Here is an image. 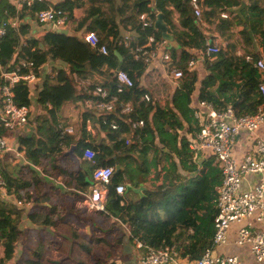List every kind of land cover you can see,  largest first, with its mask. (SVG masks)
I'll use <instances>...</instances> for the list:
<instances>
[{
	"label": "trees",
	"instance_id": "trees-1",
	"mask_svg": "<svg viewBox=\"0 0 264 264\" xmlns=\"http://www.w3.org/2000/svg\"><path fill=\"white\" fill-rule=\"evenodd\" d=\"M243 2L244 0L201 1L203 22L209 28L212 27L211 33H217L221 37L217 42L221 47L220 52L215 60L210 63L205 62L203 76L196 69L188 71L184 64L188 51L202 48L204 41L208 38L195 22L190 0H63L54 5V8L67 15L70 22L75 19L73 11L81 10L82 14L76 20L74 30L78 32L85 28L93 31L100 42L106 45L107 56L100 55L79 40L77 41L80 48L69 45L68 42L74 38V34L63 35L49 31L35 39L26 36L28 35L26 24L12 27L8 23L6 35L0 39V85L2 84L1 73L20 66L21 62L30 64L31 72L37 74L38 68L48 58L70 61L76 59L75 54L81 51L82 55L88 54L87 64L84 65L88 71L77 68L75 73L85 79H89L91 77L89 75H98L101 81L99 84L92 82L86 86V89L94 91L99 88L109 91L112 98L116 99V102L112 103L115 112L120 110L118 107L120 104H128L132 110L121 116L112 112L97 118L88 111L82 114L81 135L85 133L86 121L91 122L93 119L98 130L106 134L107 145L110 143L111 146L84 144L81 152L76 155L80 163L77 170H74V168L63 166L57 160L58 153L67 142V136L62 135L61 121H58L57 116L65 101L77 99V97L73 96L72 86L70 94L63 97L58 93L56 85L46 83L38 98V105L43 111L44 118L36 117V125L31 136L18 140L17 150L26 161L22 165L27 170L25 176L21 175L22 172H18L17 175L9 172L5 168L6 165L0 163V176L8 184V193L19 199L22 193L29 192V188H32V191H39L42 181L33 170V167H39L41 172L59 176L64 187L71 191V195L78 198L84 197L90 192L93 179L92 166L81 159L82 150L85 147L91 148L97 154L96 165L113 168L107 185L105 213L129 229V234L126 235L129 246L133 247L134 240H137L146 248L167 247L189 262L198 260L212 246L213 220L216 210L215 205L212 207L207 204L212 200L213 191L215 193L216 188L221 184V170L215 158L211 155L197 162L195 175L191 178L179 183H174L170 178L165 184L155 187L153 192H146L135 198L130 197L135 182L124 168L125 160L128 159V163H138L137 160L132 161L133 152L141 156L140 153L148 150L143 148L144 145L155 148L157 135L167 131L171 132L175 141L176 139L179 141V148L176 150L178 160L182 163L194 164L193 152L189 149L186 134L195 136L198 131L188 108L190 98L195 92L199 100L212 104L218 112L231 108L235 117L238 118L257 113L258 108L263 104L258 93V84L264 82V71L255 69L252 63L245 60V56H251L254 61L260 58L246 49L242 54L237 53V44L230 30L234 26L240 28L238 34L242 41H246L249 35L257 36L264 48V24L259 19L264 9L250 3L242 10L241 17H238L235 11ZM49 5L48 2L35 3L31 8L16 11L10 1L0 0V23L7 22L8 18L33 19L36 12L45 10ZM244 12L249 13L248 17L243 15ZM223 13L226 18H221ZM141 14L148 15L154 21L156 15L162 14L168 32L174 37L175 42V45L168 49V53L172 63L183 72L180 90L176 92L165 109L150 98L149 101L143 99L145 95H148V90L141 86V78L148 63L143 56L141 57V53L145 50L153 51L156 45L163 41L153 25L147 30H141L138 20ZM125 36L128 38L127 45L117 46V41ZM148 36H153L156 41L151 48H145ZM65 50H68L71 56L62 57ZM78 66L82 67V65ZM118 70L130 76L133 82L131 87L121 86L115 81L114 74ZM14 93L15 102L18 105L30 106V93L26 83L17 84ZM80 97L91 98L92 104L95 105L106 103L109 99L105 97L102 100L100 97L94 98L89 95ZM47 105L51 106L49 110ZM111 121L117 125V131L121 134L134 132L137 138L132 144L126 145L123 137L121 140L115 137L116 130L110 127ZM133 122H142V126L131 130L129 125ZM0 132L3 131L0 130ZM178 132L185 133L178 138ZM78 148L79 146L74 151ZM110 154H112V160H109ZM169 157H171L170 154ZM117 165L122 166V169H116ZM117 185L124 187L121 195L115 193L114 189ZM21 214V210L12 204L0 202V249L2 251L0 264L14 263L15 246L21 236L19 230ZM161 214L164 215L163 218ZM32 221L37 225L49 222L44 216H36ZM70 240L76 248L74 250L80 256L67 258L61 264H91L90 262L115 264L112 253L118 251L122 254L120 241L110 243L102 236L92 238L89 242ZM53 244L57 243L46 241L40 244L22 263L49 264L43 250L52 249ZM96 247L104 250L102 258L93 255ZM141 253L145 255L146 250L142 248Z\"/></svg>",
	"mask_w": 264,
	"mask_h": 264
},
{
	"label": "built area",
	"instance_id": "built-area-1",
	"mask_svg": "<svg viewBox=\"0 0 264 264\" xmlns=\"http://www.w3.org/2000/svg\"><path fill=\"white\" fill-rule=\"evenodd\" d=\"M9 1L14 5L16 11H20L23 8H31L35 3L48 2L50 4L48 8L35 13L36 23L49 27V31H53V27H55L58 31H66V34L71 27L72 22L68 20L66 14L54 8L53 0ZM201 1L190 0V4L193 7L195 22L203 30L206 24L201 16ZM221 18H226V15L221 14ZM138 20L141 30H147L154 24V20L146 14H141ZM8 23H0V39L6 35ZM9 25L16 27L15 24L9 23ZM76 33H78L80 41L90 49L102 56L108 55L106 45L100 42L93 31L83 28ZM127 42L128 38L125 36L119 39L116 45L126 46ZM155 42L153 36H148L145 48H151ZM160 44L162 43L156 45L151 52L147 50L142 52L141 57L145 58L148 65L153 61L160 62L164 76L172 86V93H175L180 90V79L183 77V72L176 64L172 63L168 52H160ZM220 48L217 42L206 39L202 48L188 51V56L184 63L186 69L192 71L206 61L212 62L220 52ZM138 51H141V49H138ZM158 57L159 60H156ZM245 60L252 63L253 67L258 71H264V61L262 59L254 61L248 55L245 56ZM29 67L30 64L21 62L20 66L14 67L9 72L1 73L0 130L3 132H0V160L4 156H9L10 158H17L21 159L22 162H26L17 148L11 146L9 135L22 130L29 122L30 108L18 105L15 102L14 93V88L17 84L22 82L29 84L35 80V75ZM114 79L119 85L124 87H131L133 84L130 76L122 70L115 72ZM258 93L263 100V104L258 108L257 113L239 118L235 117L231 108L218 112L212 104L199 100L197 93H193L189 109L198 131L195 136L186 134L189 149L193 152V157H197L198 153L207 156L212 155L221 170V184L215 190L216 213L213 220L212 246L198 260L189 262L186 259H182L171 248L150 249L143 246L141 242L134 240V250L141 251L142 248L146 250V254H142L139 257V264H243L240 256L236 253L230 255L216 253L218 248L231 245L236 248H247L249 255L256 263L264 262V182H259L247 188L243 185L245 176L248 174L264 173V140L257 139L254 140V143L252 141V150L242 158H237L234 155V147L240 131L255 132L264 124V82L258 84ZM99 97L102 100L104 99L102 95ZM143 99L149 101V96L145 95ZM113 102H116L115 98H113ZM96 105L101 110H113V106H110L111 102L109 104L103 102ZM118 107L121 115L132 112L128 104H120ZM141 126L142 122H133L129 125L131 130ZM60 127L63 129L62 134H73L74 129L71 125L61 121ZM110 127L116 130L115 137L118 140H121L122 137L124 138L126 145L132 144L137 138L132 131L121 134V132L117 131V125L112 121L110 122ZM96 156V152L91 148L85 147L82 150V159L92 166L93 179V185L90 192L85 195L83 204L84 209L88 212L105 213L104 206L108 194L107 185L112 176L113 168L96 165ZM114 190L117 195H121L124 192V187L117 185ZM0 202L12 203L22 208L30 206V202L17 200L12 194L8 193V184L1 176ZM232 228H235L236 237L230 242L228 235ZM125 230L128 235L129 229L125 227Z\"/></svg>",
	"mask_w": 264,
	"mask_h": 264
},
{
	"label": "crops",
	"instance_id": "crops-1",
	"mask_svg": "<svg viewBox=\"0 0 264 264\" xmlns=\"http://www.w3.org/2000/svg\"><path fill=\"white\" fill-rule=\"evenodd\" d=\"M9 1V0H8ZM54 1V0H53ZM60 1V0H59ZM252 1V2H251ZM250 3L256 4L260 8L264 9V0H244L243 7L240 11L238 17H241L242 10L248 6ZM74 21L71 24L69 31L67 32L68 35L71 34H78L74 30L75 28V21L81 16V10H74ZM224 14V13H223ZM248 12H244L243 15L248 17ZM260 21L264 24V12L260 15ZM7 22L11 24H15L18 26L19 24H26L28 37H32L35 39L40 38L45 33L49 31V27L41 26L36 23L35 18H24L21 20L8 18ZM154 26V24H153ZM264 28V25H263ZM212 27L206 25L203 29V32L208 36L207 39L211 41L218 42L221 39L220 35L217 33H211ZM240 28L232 27L230 30L231 34H233V40L237 44V53L242 54L243 50H250L251 53L258 55L260 59L264 61V48L260 43V39L257 36H250L246 41H242L241 37L239 36ZM213 38V39H212ZM215 38V39H214ZM80 41V39H79ZM163 41V40H162ZM166 43L163 41L160 44V52H168V49L173 44L165 45ZM193 50V49H191ZM190 51V50H189ZM81 51L75 54L76 59L73 60H52L47 59L44 64H42L35 75V80L28 85L29 88V98H30V118L28 124L20 131L9 135L11 146L18 149V140L20 138H26L31 136L34 130V123L36 121V117H42L43 111H41V107L38 105V98L40 94L43 92L45 88V84H52L57 86V91L63 97L70 94V87H73V96L77 97V99L65 101L61 110L57 116L58 121H62L71 125L74 129V133L72 136L65 135L64 140L66 139L67 142L64 143V147L60 150V153L57 155L58 162L64 161L67 167H72L74 170H77L79 166V161L76 157L78 153L81 152V147L84 144L89 145H101V146H111L109 143L107 145V138L106 134L98 130L97 126L94 124L95 120L86 121L85 124V133L83 136L80 132L81 126V117L82 114L86 111H95L99 112L100 114H118L121 116L119 111L114 110H101L92 104L91 98H81V95H89L94 98L103 96L104 98L107 97L108 103L111 101V107L113 102L112 94L109 91L101 90L97 88L94 91L86 89V86L92 84H99L101 81L99 80V76H92L89 79L81 78L80 75L76 74L75 71L77 68L81 71H88V68L84 65L87 64L88 54L82 55ZM160 57V55H158ZM158 59L156 60H159ZM215 60V59H213ZM205 64V63H204ZM201 64L198 65L196 70L201 73V76L205 74V65ZM82 65V67L78 66ZM157 69L161 70V64L159 61H153L150 65L147 66L146 71L144 72L141 78V86L145 89L146 87L150 88V93L148 92L149 98L156 102L158 106L161 105L158 103L157 99L155 98L156 91L152 85H150L147 81V74L149 73V69ZM159 80L161 81L160 84H157L156 89L158 90L161 88L162 84L169 86L171 89L170 100L172 99V86L169 80L160 75ZM153 81V79H151ZM157 83V82H156ZM99 86V85H98ZM148 90V89H147ZM177 93L179 91H176ZM175 92V95H176ZM111 95V96H110ZM174 95V96H175ZM80 97V98H78ZM193 98V97H192ZM191 99V98H190ZM170 103V101H169ZM165 104L163 109L167 108L169 105ZM190 103L188 104V108H190ZM115 107V106H114ZM47 108H51L50 105H47ZM44 118V117H42ZM89 119V117L86 116ZM36 125V123H35ZM63 130V129H62ZM183 132L179 133V137H181ZM160 135V136H159ZM158 138L155 139V148H150L144 145V149H148L146 152L137 154L133 152L132 154V161L137 160V162L141 161V166L138 163H128V159L125 160V169L128 171V176L135 182V187L132 189L130 194L131 198L139 197L142 194L150 191L152 185L160 186L165 184L167 180H169L173 174V176H178V181H174V183L183 182L184 180L191 178V176L195 175V164L200 162L201 160H205L208 156L198 153L197 157H193V170L189 171L188 169H181L178 160L176 157V150L179 148V141L173 139L171 132H160ZM63 139V138H59ZM263 139L264 140V124L258 128L255 132H246L240 131L239 135L237 136L235 147H234V155L237 158H242L244 155L248 154L252 148L251 144L254 140ZM63 140V141H64ZM79 148L74 151L76 147ZM105 149V148H103ZM120 155L119 153H116ZM169 154L171 157H169ZM13 158V157H12ZM9 156H4L0 160V162L7 163V159H12ZM82 159V158H81ZM14 163L25 164L22 162L21 159L13 158ZM109 160H112V154L109 155ZM173 160V161H172ZM170 162L173 164L174 169L173 173L170 171H166V166H171ZM38 167H33V170ZM39 169V168H38ZM116 169H122V166H116ZM40 170V169H39ZM47 170V169H46ZM50 171V170H49ZM41 172V170H40ZM44 178L48 180H44L42 177L40 180L42 181V186L39 191H32V188H29V192L26 194L29 197L27 199L23 198L22 196L18 199L15 195H13L17 200H24L26 202H30V206L28 207H17L12 203L14 207L21 210V219L19 223V230L21 232V236L19 241L16 243L15 251H14V259L13 264L22 263L23 261L27 260L32 252L42 243L46 241H50L54 247L50 250L44 249V256L49 264H61L63 260L67 258L80 256L78 252L74 250L75 246H73L72 241L70 239H75L77 241L82 242H89L92 238L95 237H105L110 243L120 241L122 248L124 247V240L126 238L127 232L125 230V225L121 224L117 219L108 216L106 213H98V212H88L84 209V197L83 200L78 198L77 196L71 195V191L67 190L61 182V179L56 174H47L41 172ZM160 173V176L157 175ZM169 176L164 182H162V178L165 174ZM172 173V174H170ZM36 174V172H35ZM127 176V175H126ZM162 180V181H161ZM48 181H56L55 183L47 184ZM259 182H264V173H257V174H248L245 176L244 179V187H251ZM7 204L6 202H3ZM36 216H44L49 220V222L37 225L35 224L32 219ZM112 227L113 231H112ZM235 228L231 229L228 237L230 242L235 239ZM38 233L41 232L40 237H32L31 233ZM113 236V237H112ZM134 247V246H133ZM133 247H130V254L131 258H121V260H115V264H131V261H134L135 264H139L138 260L139 257L142 255L141 251L134 250ZM76 249V248H75ZM78 251V250H77ZM104 250L101 247H96L93 250L94 256H103ZM1 249H0V256H1ZM216 253L219 254H238L243 262V264H264V262L256 263L251 256L247 248H236L234 245L227 246V247H220L216 250Z\"/></svg>",
	"mask_w": 264,
	"mask_h": 264
},
{
	"label": "rangeland",
	"instance_id": "rangeland-1",
	"mask_svg": "<svg viewBox=\"0 0 264 264\" xmlns=\"http://www.w3.org/2000/svg\"><path fill=\"white\" fill-rule=\"evenodd\" d=\"M61 1H63V0H54V4H58V2H61ZM33 20H34V18H33ZM77 40H79V38H78V34H74V38L73 39H71V40H69V42H68V44L69 45H71V46H73V47H77V48H80V44L78 43V41ZM166 46H167V43L165 44ZM68 46V45H67ZM65 56H71V53L69 54L68 53V50H65L63 53H62V57H65ZM163 69H162V67H161V70L159 71V70H157V69H149V73L147 74V81H148V83L150 84V85H152L153 87H154V89L156 90V91H154V92H156L155 93V98L157 99V101H158V103L161 105V107H164L165 106V104H168L169 103V101H170V95H171V91H169L171 88L168 86H166V85H164V84H162V86H161V88H159L158 90L156 89V86H157V84H160V80H159V77H160V75H165L164 74V72L162 71ZM151 79H153V81H151ZM157 82V83H156ZM147 89H148V92L150 93V95H152V93L150 92V88H148V87H146ZM174 95H175V93H173L172 94V98L174 97ZM177 97V96H176ZM176 97H175V100H176ZM177 101V100H176ZM93 116H95L96 118L97 117H99L100 115H104V114H100L99 112H95V111H89ZM34 126H35V123H34ZM13 159V158H12ZM12 159H10V160H8L7 159V163H4L3 161L2 162H0V163H2V164H5L6 166H5V168L9 171V172H12V173H14L15 175H17L18 174V172H22L21 173V175L24 177L25 175V173H26V169H24L25 167H23L20 163H14L13 162V160ZM60 163V162H59ZM179 163H181L180 164V168L181 169H188L189 171L191 170H193V165L192 164H188V163H186V162H179ZM61 164L63 165V166H66L65 164L66 163H64V161H62L61 162ZM138 164L141 166V161H139L138 162ZM170 165L171 166H166L165 168V170L166 171H170V172H172L173 173V169H174V166L172 165V163L170 162ZM39 168V167H38ZM35 169V172H36V175L37 176H39L40 178L42 177L44 180H48L47 178H44L43 176V174L40 172V168L39 169ZM72 168V167H71ZM172 173H170V174H172ZM168 173H166L165 174V176L162 178V182H164L169 176L167 175ZM158 176H160V173L157 175V177ZM159 178V177H158ZM171 178H172V180H173V182L175 181H178V179H179V177L178 176H173V174H172V176H171ZM56 181H52V182H50V181H48V183L47 184H51V183H55ZM155 187H157L156 185H152L151 186V188H149L150 189V191H148V192H153V190H154V188ZM214 195H215V193H214V191H213V193H212V196H211V198H212V200L207 204L208 206H212V207H214V205H215V199H213L214 198ZM21 196L23 197V198H25V199H27V195H26V193H22L21 194ZM215 198H216V196H215ZM164 217V215L163 214H161V218H163ZM113 228L114 227H112V231H113ZM31 236L32 237H40L41 236V232H38V233H35V232H33V233H31ZM113 237V236H112ZM113 242V241H112ZM134 254V253H133ZM133 254L131 255H122V254H120L118 251H114L113 253H112V255H113V257H114V259L115 260H121V258H124V259H127V258H131V256H133ZM101 258H102V256H100ZM113 257H112V259H113ZM91 264L93 263V262H90ZM11 264V263H10ZM17 264H23V263H18L17 262Z\"/></svg>",
	"mask_w": 264,
	"mask_h": 264
},
{
	"label": "water",
	"instance_id": "water-1",
	"mask_svg": "<svg viewBox=\"0 0 264 264\" xmlns=\"http://www.w3.org/2000/svg\"><path fill=\"white\" fill-rule=\"evenodd\" d=\"M242 7H243V4L238 9H236L235 12L237 15L240 14ZM154 29L160 33L161 39L165 43L173 44V45L175 44L174 37L168 32V28H167L166 24L164 23L162 14L156 15V18L154 21ZM53 31L56 33L66 35V31H58L55 27H53ZM130 253H131L130 252V246L127 242V239L125 238L124 247L122 248V255H130ZM131 264H135V262L131 261Z\"/></svg>",
	"mask_w": 264,
	"mask_h": 264
}]
</instances>
